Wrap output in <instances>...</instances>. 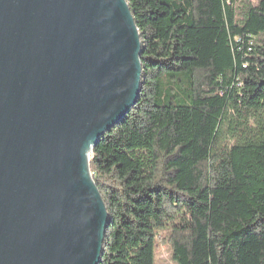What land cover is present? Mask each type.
<instances>
[{
    "label": "trees",
    "instance_id": "16d2710c",
    "mask_svg": "<svg viewBox=\"0 0 264 264\" xmlns=\"http://www.w3.org/2000/svg\"><path fill=\"white\" fill-rule=\"evenodd\" d=\"M135 105L90 158L99 264H264V0H126ZM160 264V263H157Z\"/></svg>",
    "mask_w": 264,
    "mask_h": 264
},
{
    "label": "water",
    "instance_id": "95a60500",
    "mask_svg": "<svg viewBox=\"0 0 264 264\" xmlns=\"http://www.w3.org/2000/svg\"><path fill=\"white\" fill-rule=\"evenodd\" d=\"M141 74L126 0H0V264L100 263L90 158Z\"/></svg>",
    "mask_w": 264,
    "mask_h": 264
},
{
    "label": "rangeland",
    "instance_id": "374dc122",
    "mask_svg": "<svg viewBox=\"0 0 264 264\" xmlns=\"http://www.w3.org/2000/svg\"><path fill=\"white\" fill-rule=\"evenodd\" d=\"M244 1V0H242ZM254 4L257 2V0H253L252 1ZM157 257H158V261L157 263L160 264H172V260H171V251L170 248L167 246H161L158 251H157Z\"/></svg>",
    "mask_w": 264,
    "mask_h": 264
}]
</instances>
